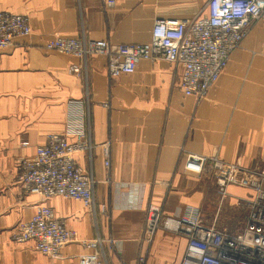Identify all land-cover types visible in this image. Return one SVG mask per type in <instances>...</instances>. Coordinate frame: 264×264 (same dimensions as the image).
I'll use <instances>...</instances> for the list:
<instances>
[{"label": "crops", "instance_id": "crops-1", "mask_svg": "<svg viewBox=\"0 0 264 264\" xmlns=\"http://www.w3.org/2000/svg\"><path fill=\"white\" fill-rule=\"evenodd\" d=\"M114 2L0 0V11L27 16L33 29L31 37L0 49V264H80V256L91 253L73 243L52 259L34 242H15L13 231L40 206L50 207L80 240L113 241L100 249L104 264H181L185 238L160 229L147 244L143 234L150 207L164 218L198 208L207 223L219 219L214 180L187 173V156H217L264 171V25L251 26L209 96L199 101L181 90L182 67L167 61H141L133 74L112 80L104 56L83 61L45 49L55 38L147 44L157 20H194L206 14L209 0ZM71 100L84 103L80 124L69 122ZM80 128L92 149L75 160L95 180V213L74 200L44 201L18 182L22 159L51 135L75 142ZM228 191L232 208L235 197L252 194L235 186ZM103 205L108 214L101 213ZM235 217L230 213L228 220Z\"/></svg>", "mask_w": 264, "mask_h": 264}, {"label": "built area", "instance_id": "built-area-1", "mask_svg": "<svg viewBox=\"0 0 264 264\" xmlns=\"http://www.w3.org/2000/svg\"><path fill=\"white\" fill-rule=\"evenodd\" d=\"M104 3L112 7L115 2L104 0ZM257 22L264 25V0H209L206 14L194 20H157L147 44L113 45L102 40L55 38L45 49L83 61L104 56L112 80L133 74L141 61L164 60L182 67L181 90L201 101L209 96L232 54ZM32 34L27 16L0 11V49L9 48L17 38ZM83 109V101L68 102L71 124L83 121ZM76 136L75 142L59 135L49 136L47 144L37 147L32 157L20 161L18 182L28 194L44 201L55 197L74 200L95 213V180L84 174L75 160L78 153L90 151L92 144L83 128ZM104 153L105 165L110 167L108 144L104 145ZM184 169L187 173L211 176L222 203L231 197L228 191L231 186L252 193L248 198L235 197L237 206L247 210L242 229L230 232L208 224L198 208H188L179 217L164 218L159 209L150 207L143 242L152 244L157 232L165 229L187 241L181 264H264V171L228 163L217 156L193 154L187 156ZM101 213L108 214L107 206H102ZM13 240L34 242L36 250L52 259L62 258L65 246L80 243L91 250L80 256V264H104L100 249L105 243L113 242L100 237L80 240L48 206L38 207L29 222L20 224L13 231ZM144 261L141 256L139 262Z\"/></svg>", "mask_w": 264, "mask_h": 264}, {"label": "rangeland", "instance_id": "rangeland-1", "mask_svg": "<svg viewBox=\"0 0 264 264\" xmlns=\"http://www.w3.org/2000/svg\"><path fill=\"white\" fill-rule=\"evenodd\" d=\"M216 212L220 214V216H218L219 219L216 220L214 218L213 222L209 223V221L208 224H215L218 228H227L229 230H232L233 232H237L238 230L242 229L247 215L246 210L241 206L238 207L237 205H235V208H232L227 205V202L222 203L217 189L214 213ZM230 213L236 214L237 217L228 220V216Z\"/></svg>", "mask_w": 264, "mask_h": 264}]
</instances>
